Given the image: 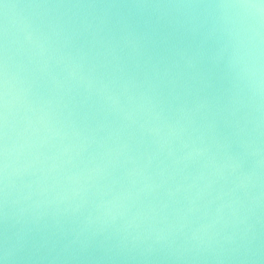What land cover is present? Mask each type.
<instances>
[{"label": "water", "instance_id": "water-1", "mask_svg": "<svg viewBox=\"0 0 264 264\" xmlns=\"http://www.w3.org/2000/svg\"><path fill=\"white\" fill-rule=\"evenodd\" d=\"M0 264H264V0H0Z\"/></svg>", "mask_w": 264, "mask_h": 264}]
</instances>
